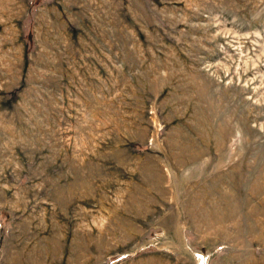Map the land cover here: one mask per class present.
Here are the masks:
<instances>
[{
    "label": "rangeland",
    "instance_id": "obj_1",
    "mask_svg": "<svg viewBox=\"0 0 264 264\" xmlns=\"http://www.w3.org/2000/svg\"><path fill=\"white\" fill-rule=\"evenodd\" d=\"M0 264H264V0H0Z\"/></svg>",
    "mask_w": 264,
    "mask_h": 264
}]
</instances>
